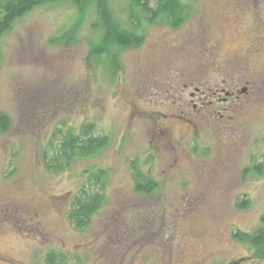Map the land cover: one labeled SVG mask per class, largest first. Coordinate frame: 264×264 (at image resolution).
<instances>
[{"label":"rangeland","instance_id":"1","mask_svg":"<svg viewBox=\"0 0 264 264\" xmlns=\"http://www.w3.org/2000/svg\"><path fill=\"white\" fill-rule=\"evenodd\" d=\"M182 1L180 26L141 19L142 43L114 47L116 60L89 56L93 4L80 19L68 1L36 7L0 37V110L11 119L0 133V264H47L51 250L64 264H264L232 236L264 214V0ZM128 6L110 0L130 27ZM77 19L70 43L51 41ZM242 79L238 101L210 96ZM84 122L108 145L47 171L53 132ZM256 163L261 174L243 172ZM133 164L156 181L151 193L134 190ZM97 168L105 201L77 230L66 210ZM243 197L247 208L236 206Z\"/></svg>","mask_w":264,"mask_h":264},{"label":"trees","instance_id":"2","mask_svg":"<svg viewBox=\"0 0 264 264\" xmlns=\"http://www.w3.org/2000/svg\"><path fill=\"white\" fill-rule=\"evenodd\" d=\"M61 1L70 2L76 8L79 19L85 15L89 5L93 4L97 16L93 27L99 32V40L92 44L89 56L107 55L111 60L117 57L112 53L114 47L133 48L142 43L143 34L138 32L141 19L149 23H164L175 28L184 22L189 12V4L182 0H128L131 26L127 27L112 15L110 0H0V37L9 32L17 20L36 7ZM79 19L51 41L70 43L75 36ZM10 126V116L0 110V133L8 131ZM108 142V135L95 133V124L92 122L81 123L77 130L67 126L57 128L49 143L50 149L44 150L42 154L44 168L53 173L63 171L69 168L75 159L96 155L108 145ZM250 171L261 174L262 164L247 166L243 172ZM85 173V182L73 194L66 210L67 220L77 230H83L89 225L93 215L105 201L106 170L87 169ZM132 179L134 190L145 194L151 193L157 185L155 180L145 175L135 164ZM248 204L249 200L246 197L236 202L239 208H247ZM232 236L235 240L248 244L255 257H264V214L261 216V225L253 232L237 230ZM65 260L66 257L61 252L51 250L45 255L47 264H64Z\"/></svg>","mask_w":264,"mask_h":264},{"label":"flooded vegetation","instance_id":"3","mask_svg":"<svg viewBox=\"0 0 264 264\" xmlns=\"http://www.w3.org/2000/svg\"><path fill=\"white\" fill-rule=\"evenodd\" d=\"M248 80L247 79H242L239 80L238 83H236L235 85H233L232 89H227L222 85H217L214 87V89H212V87H209L213 93L210 96H215V99L217 100L218 97L220 96L222 98V100L227 101L230 100L231 102H235L238 101L240 99V96L247 93L248 91ZM190 86L192 87V89L194 90H190L189 91V96L190 97H194L196 92H199L200 89L199 87L195 86V84H190ZM224 96H221V95ZM201 100V97L200 99ZM201 104H205V102L203 100H201ZM198 104L197 103H192V108L193 110L197 109ZM206 109V107H205ZM180 119H184L186 122H190L189 119L183 117L182 115L179 116ZM191 123V122H190Z\"/></svg>","mask_w":264,"mask_h":264}]
</instances>
